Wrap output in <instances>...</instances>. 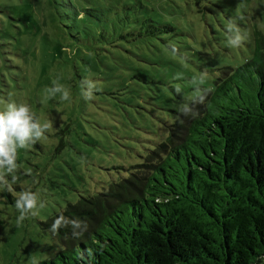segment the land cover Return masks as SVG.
I'll return each mask as SVG.
<instances>
[{"label":"rangeland","instance_id":"374dc122","mask_svg":"<svg viewBox=\"0 0 264 264\" xmlns=\"http://www.w3.org/2000/svg\"><path fill=\"white\" fill-rule=\"evenodd\" d=\"M256 31L264 0H0V95L51 124L17 149L14 174L45 207L17 224L0 201V264L54 257L39 221L127 176L221 67L253 55Z\"/></svg>","mask_w":264,"mask_h":264},{"label":"trees","instance_id":"16d2710c","mask_svg":"<svg viewBox=\"0 0 264 264\" xmlns=\"http://www.w3.org/2000/svg\"><path fill=\"white\" fill-rule=\"evenodd\" d=\"M168 126L127 176L39 221L61 249L34 264H264V35ZM60 215L77 226L53 232Z\"/></svg>","mask_w":264,"mask_h":264},{"label":"clouds","instance_id":"9594fccd","mask_svg":"<svg viewBox=\"0 0 264 264\" xmlns=\"http://www.w3.org/2000/svg\"><path fill=\"white\" fill-rule=\"evenodd\" d=\"M228 31L232 33V37L229 39V46L239 47L245 39L242 35L241 30L232 25ZM177 51V50H175ZM49 98L51 95L46 90ZM56 92H60L61 89L57 87ZM89 100L92 98L91 92L88 94ZM69 93L63 91L62 98L67 100ZM51 127L50 122L41 124L32 113L30 107L27 104H17L16 102H9L6 108L0 111V187L10 189L9 181L7 180L8 175H12V183H15L17 177L14 175L17 164H16V153L18 148H26L30 144H35L45 134V132ZM15 207L19 212L17 217V224L21 223L27 218L29 214L35 215L34 211L39 208H44L45 204L41 201L38 204V196L31 190L21 191L16 200ZM72 225L73 228L77 224L73 221H69L63 215H60L54 220L51 225L53 232L58 231L61 227ZM74 235H78L73 232ZM89 255L91 253L89 252ZM82 258V254L80 256Z\"/></svg>","mask_w":264,"mask_h":264}]
</instances>
